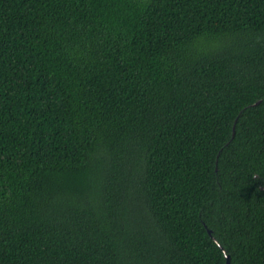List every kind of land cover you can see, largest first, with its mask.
Listing matches in <instances>:
<instances>
[{
	"label": "trees",
	"instance_id": "16d2710c",
	"mask_svg": "<svg viewBox=\"0 0 264 264\" xmlns=\"http://www.w3.org/2000/svg\"><path fill=\"white\" fill-rule=\"evenodd\" d=\"M260 184L264 0H0V264H264Z\"/></svg>",
	"mask_w": 264,
	"mask_h": 264
},
{
	"label": "water",
	"instance_id": "95a60500",
	"mask_svg": "<svg viewBox=\"0 0 264 264\" xmlns=\"http://www.w3.org/2000/svg\"><path fill=\"white\" fill-rule=\"evenodd\" d=\"M260 101H261V99L255 101L253 104H257V103H259ZM236 120H237V119H236ZM236 120H235V122H234V124H233L232 137L235 135V132H236ZM255 176H258V174L256 173ZM260 188H261L262 190H264V184H260ZM208 232H209L210 234H212V229H211V228H208ZM223 251H224V253H225V258H226L225 264H231V256H230V254L226 252V249H225V248H223Z\"/></svg>",
	"mask_w": 264,
	"mask_h": 264
}]
</instances>
